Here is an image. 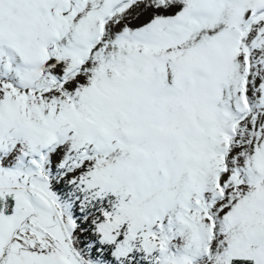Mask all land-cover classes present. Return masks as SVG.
Returning <instances> with one entry per match:
<instances>
[{"label": "snow or ice", "instance_id": "1", "mask_svg": "<svg viewBox=\"0 0 264 264\" xmlns=\"http://www.w3.org/2000/svg\"><path fill=\"white\" fill-rule=\"evenodd\" d=\"M0 264H264V0H0Z\"/></svg>", "mask_w": 264, "mask_h": 264}]
</instances>
